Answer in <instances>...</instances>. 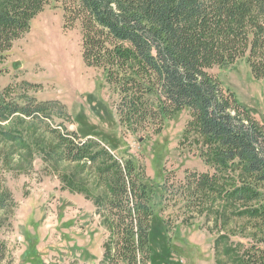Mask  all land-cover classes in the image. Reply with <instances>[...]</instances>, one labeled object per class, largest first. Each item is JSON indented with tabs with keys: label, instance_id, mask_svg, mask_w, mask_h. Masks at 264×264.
I'll return each mask as SVG.
<instances>
[{
	"label": "rangeland",
	"instance_id": "374dc122",
	"mask_svg": "<svg viewBox=\"0 0 264 264\" xmlns=\"http://www.w3.org/2000/svg\"><path fill=\"white\" fill-rule=\"evenodd\" d=\"M209 71L264 122L262 82L245 57ZM0 98L45 108L0 115V241L6 245L0 264H102L111 229L99 167L108 159H65L60 135L66 134L75 142L99 141L140 167L154 211L150 264H241L262 236L239 203L224 200L237 173L216 172L207 162L210 148L189 108L168 115L160 131L120 122L122 95L106 68L85 63L81 21L67 22L61 3L33 18L0 60ZM206 173H217L221 186L199 185Z\"/></svg>",
	"mask_w": 264,
	"mask_h": 264
},
{
	"label": "trees",
	"instance_id": "16d2710c",
	"mask_svg": "<svg viewBox=\"0 0 264 264\" xmlns=\"http://www.w3.org/2000/svg\"><path fill=\"white\" fill-rule=\"evenodd\" d=\"M53 2L63 5L67 22L81 21L84 61L106 68L119 89L121 123L160 131L168 115L190 109L191 124L210 148L207 162L216 172L237 173L229 186L222 184L224 200L239 203L261 231L240 262L264 264V122L209 71L245 57L264 96V0H0V60ZM44 110L0 98L1 116ZM60 138L67 160L95 163L107 156L99 180L108 189L104 208L110 210L111 238L102 264H150L154 211L140 167L117 158L99 141ZM219 178L206 173L197 183L213 190L221 186ZM3 192L0 186V209ZM5 254L0 241V262Z\"/></svg>",
	"mask_w": 264,
	"mask_h": 264
},
{
	"label": "water",
	"instance_id": "95a60500",
	"mask_svg": "<svg viewBox=\"0 0 264 264\" xmlns=\"http://www.w3.org/2000/svg\"><path fill=\"white\" fill-rule=\"evenodd\" d=\"M18 65H19V63H18Z\"/></svg>",
	"mask_w": 264,
	"mask_h": 264
}]
</instances>
